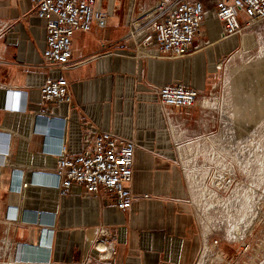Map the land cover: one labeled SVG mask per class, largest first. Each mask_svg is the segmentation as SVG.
<instances>
[{"label":"crops","instance_id":"crops-1","mask_svg":"<svg viewBox=\"0 0 264 264\" xmlns=\"http://www.w3.org/2000/svg\"><path fill=\"white\" fill-rule=\"evenodd\" d=\"M152 2L102 0L106 26L75 32L71 65L63 69L42 67L45 20L30 0H0V131L9 133L0 165V258L8 261L0 264L195 263L203 234L172 126L194 129L202 121L200 100L229 43L214 41L215 30L206 32L211 45L183 58L150 54L151 46L124 35L130 18ZM47 77L68 80V101L41 99ZM175 82L199 96L193 108L173 109L175 122L168 123L154 88ZM97 129L135 142L134 199L126 211L109 194L100 198L76 185L60 194L51 184L58 141L76 154ZM9 208L17 209L16 219L7 218ZM98 240L112 244L111 257L99 255Z\"/></svg>","mask_w":264,"mask_h":264},{"label":"built area","instance_id":"built-area-1","mask_svg":"<svg viewBox=\"0 0 264 264\" xmlns=\"http://www.w3.org/2000/svg\"><path fill=\"white\" fill-rule=\"evenodd\" d=\"M30 10L45 20L42 67L63 68L71 65V38L77 31L103 28L108 15L102 0H30ZM264 21V0H153L139 15L130 18L124 39L151 46L150 54L164 59H178L204 48L207 25H217L219 39L238 36L249 24ZM203 44V46H199ZM69 82L65 77H47L40 86L43 101H68ZM163 116L170 123L175 108H193L199 91L183 83H167L154 88ZM20 102V101H19ZM19 105V104H17ZM18 107V106H17ZM9 133L0 131V165L8 153ZM135 142L97 129L87 134L76 154H68L58 144L51 152L58 155L56 168L49 173L60 194L74 185L102 198L111 195L121 210L130 209L134 199L132 182ZM21 183V178H20ZM27 182L20 186L26 187ZM7 218L16 219L17 209L9 208ZM103 236L108 235L101 228ZM103 246L99 247L97 244ZM96 248L103 258L113 254L112 244L98 240Z\"/></svg>","mask_w":264,"mask_h":264},{"label":"bare ground","instance_id":"bare-ground-1","mask_svg":"<svg viewBox=\"0 0 264 264\" xmlns=\"http://www.w3.org/2000/svg\"><path fill=\"white\" fill-rule=\"evenodd\" d=\"M258 23H251L248 28ZM213 24L207 25L208 30ZM215 27L218 28L217 25ZM224 39L216 36L214 41ZM203 44H206L205 47L194 53L211 45L210 41L204 39ZM261 50L263 54L257 59L254 56L247 58L248 55L241 51L231 57L233 61L248 60L253 65L233 72L232 86L228 92L226 90L219 106L220 127L217 133L209 139L182 143L185 133L172 126L203 229V247L197 264H216L212 257L215 254L218 260H222L216 245L208 244L209 232L218 229L230 241L244 240L255 224L259 206L264 202V39ZM222 64L216 63L218 67ZM211 108L214 109L213 106ZM197 156H203L213 164L215 171L212 176L210 174V187L206 184L205 171L197 168L189 170L188 166L196 162ZM236 171L248 182L235 185L227 197H222L218 191H225L229 187ZM97 246L103 245L99 243Z\"/></svg>","mask_w":264,"mask_h":264},{"label":"rangeland","instance_id":"rangeland-1","mask_svg":"<svg viewBox=\"0 0 264 264\" xmlns=\"http://www.w3.org/2000/svg\"><path fill=\"white\" fill-rule=\"evenodd\" d=\"M214 25H212L213 27ZM216 26V25H215ZM214 26V27H215ZM211 28L208 33H212L218 28ZM218 38V35H217ZM264 39V22L261 21L253 27H250L241 32L238 36L228 37L229 47L227 48L228 56L222 61V66H217L218 70L215 74L214 85L209 87L203 94L200 100V105L202 108V121L194 129H189L183 126L177 125L172 121L177 127L181 128L185 133V138L182 143L196 142L201 138L209 139L212 134L218 132L220 127L219 120V106L226 95V90L231 88L233 82V72L241 71L246 66H252L248 60L233 61L231 57L238 51L247 54V58L254 56L257 59L258 56L263 54L261 50V42ZM218 63V62H217ZM214 107V109L211 108ZM198 108V106H197ZM199 126V127H198ZM228 161L231 162L230 158ZM189 170L201 169L207 173L206 184L210 187V174H214L213 164L206 160L203 156H197L196 162L189 165ZM248 182L246 178L238 171H236L235 178L229 187L225 191H218L222 197H227L230 194L232 188L237 184H243ZM260 192V189L258 190ZM191 193V192H190ZM191 195V194H190ZM191 203L198 215L197 207L191 195ZM258 215L256 216L255 224L252 226V230L249 232L244 240L233 242L222 236L220 230H213L207 234L208 244H215L216 247L221 252L222 260H218V255H213V259L216 260V264H264V202L259 206ZM200 222V220H199ZM201 225V223H200ZM201 231L203 234V229L201 226ZM204 239V238H203ZM3 246V241L0 243V251ZM203 243L201 245L200 251H202ZM200 254V252H199ZM199 254L194 264H197L199 260ZM1 260L8 261L7 255L0 258Z\"/></svg>","mask_w":264,"mask_h":264}]
</instances>
